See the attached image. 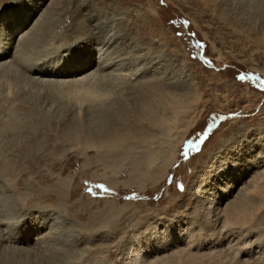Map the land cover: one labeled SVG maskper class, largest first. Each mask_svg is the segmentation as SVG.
Listing matches in <instances>:
<instances>
[{"label":"rangeland","instance_id":"rangeland-1","mask_svg":"<svg viewBox=\"0 0 264 264\" xmlns=\"http://www.w3.org/2000/svg\"><path fill=\"white\" fill-rule=\"evenodd\" d=\"M240 6L238 0H0V33L20 43L23 64L0 75L1 215L16 231L57 217L39 229L52 233L47 248L16 251L13 258L3 245L0 264H124L160 230L189 228L205 238L214 213L222 228L231 207L240 252L188 248L181 239L156 246L142 263L264 260V0ZM8 10L30 16L10 29ZM104 25L112 36L105 55L116 69L107 67L93 82L103 96L84 92L80 101L64 92L76 77L24 71L78 57L99 44ZM145 91L163 115L172 109L161 99L184 101L172 122L174 155L163 143L155 163L134 173L132 163L88 141L127 130L149 137L132 155L157 149L163 130L147 117L136 120L139 108H150ZM244 163L241 178L235 173ZM254 185L237 207L240 193Z\"/></svg>","mask_w":264,"mask_h":264},{"label":"bare ground","instance_id":"bare-ground-1","mask_svg":"<svg viewBox=\"0 0 264 264\" xmlns=\"http://www.w3.org/2000/svg\"><path fill=\"white\" fill-rule=\"evenodd\" d=\"M242 1L243 0H238L239 6H240V3ZM218 5H220V4H218ZM217 7L218 6H216V8ZM34 8H36V7H34ZM239 8L243 9V5L241 4V6ZM27 13L28 12H25V11L20 13L21 14L19 16L20 18H17V15H19V13H17V14L12 13L11 11L8 12V15L6 13L5 16H7L10 20V22L7 24L8 27L10 29L15 28V27L18 28L19 24L25 22L28 19V17L30 16ZM225 21H226V19H225ZM104 26L102 27V32L100 30H99L100 32L98 31L100 33V35L103 34L101 36V39L98 40L99 44H97L96 46H92V48L94 47L96 49V51L98 53L97 55H99L98 57H96L97 55L95 56V54L92 53L93 50H92L91 46H89V47L87 46L86 50L85 49L83 50L81 48L84 51V53H82L81 55L79 54L78 57L74 55L69 60L65 58L62 61V63L59 65H56V66H52V65L48 66L46 64L39 65V66L35 65V66L25 67L24 71L28 72L29 74L32 72L35 74L39 73L43 76H54V75L63 76L64 75L67 78L70 76H73V78L76 77L75 79H73V82L74 81L75 82L70 84L69 88H67V89L65 88L64 92H67L68 95H70L71 97H74L75 99L80 100V101L83 100V97H81L80 94L84 93V92L87 95L103 96V94H101L100 92H98V90H96L97 88L95 89V84L93 85V82L94 83L97 82L96 81V80H98L97 77H99V76L103 77L105 74L108 73V70H105L107 67L109 69L112 67L114 68L116 66V62L111 61V60H114V58L111 57L110 55H109V57H107L105 55L106 52L109 53L108 46L111 45V43H112V41H111L112 36H108L105 33L107 27H106V25H104ZM32 29H34V28H32ZM12 33H14V32H12ZM30 33H31V31H30ZM12 35L13 34H10L8 31H4V32L1 31V33H0V75H3V73H7V71L9 72V70L13 69L14 66L23 65L22 60H21L22 58L19 55V50H18V46L20 45V43H19V45L14 44L11 40ZM31 36L32 35H30V37ZM23 40H25V39H22V41ZM8 54H10V57H9L10 59L9 58L6 59L8 57L6 55H8ZM157 66H158L157 64L152 65V67L154 68V70L152 72H154V73L156 72ZM117 68H118V70H120V69L124 70L123 68H120L118 66H117ZM115 69H116V67H115ZM138 69H135V71H134V68H133V70H131V71H134V72L133 73L131 72V73L134 75L137 74ZM124 72H125L123 74L124 76L125 75H131L130 73H128L130 71H124ZM141 73L142 72H138L139 75ZM100 78L101 77H99V80H101ZM85 80H87V81H85ZM90 80H92V81L90 82ZM59 84L61 85L62 83L60 82ZM153 86H157V84L153 83ZM81 90H83V92H81ZM145 93H146L144 95L145 97L142 96L141 98H145V103H146V105H150V108L143 106V107H141V109L139 108L140 111L137 109L139 111L140 116L136 120H137V122L140 123L141 121H143L147 117L146 119L149 120L150 123H152L153 125H155L157 127H160L163 130L162 134H164L165 139L161 137L162 140H159L160 145L157 149H154L153 152L152 151L144 152L142 155H138V154L136 156L132 155L133 150L137 146L136 144L139 142L140 143L145 142L146 139L149 137H148V135L143 134V133L134 134L132 131H127V130H125L124 133H119L117 131L112 132V134L108 135L107 137L100 138L99 142L97 140L88 141L89 145H91L93 143V144L99 146L100 148H103V149L107 148L108 153L110 151H112L113 152L112 157L122 158L123 161H126V162L128 161V162L132 163L134 173L141 170L140 166L142 165V163H145L144 165L155 163L160 152L162 151L160 149V146L163 143L169 144V146L167 145L168 147L163 148L164 152L166 150V152H169L170 155L173 154L174 146L172 144L173 143V141H172V129L174 128V125L172 124V122H174L176 120L178 112L180 111L179 110L180 105L184 101V100L183 101L179 100L178 98H176L174 96L161 99V103L165 107V109L170 108V107H171L170 109H172V113L169 116H167V115H163L162 113L157 112V110H156L157 106L155 103V98L150 96V92L145 91ZM152 99H154V100H152ZM150 100H152V101H150ZM126 112H129V111L126 110ZM143 114H144V116H143ZM20 126H21V124H20ZM21 130H22V128H21ZM24 131H27V130H24ZM26 134H27V132H26ZM152 137L155 138V135H153ZM253 161H254L253 162L254 164H258L261 162V161H257V160H253ZM244 166H247V163L246 164L244 163L240 167L241 168L240 171L235 170L237 173L234 172L235 174H238L240 172L241 178L244 175V173L246 172ZM115 169H116V167H115ZM221 171H223V173L226 172L224 170V168ZM135 176L137 177V179L139 178L137 174ZM141 176H142V174H141ZM255 189H256L255 185L253 187L245 188L244 189L245 191L240 193V195L245 194V196H243L241 201L239 199V203H238L239 206H237V207H239V208L243 207V205L246 203V202L244 203L245 199L248 200L247 196H248L249 192H251L253 190L255 191ZM239 198H240V196H239ZM235 209H236V207H233V208L231 207L230 210H227L228 213H227V216L225 217L224 225L222 226V228L216 227V225L220 221V217H219L220 215H219V213L215 212L216 215L214 213V216H216V218H214V220L212 221V224H211L213 227V229H211L212 233L209 234L208 236L206 235L205 238L201 237L203 235L200 232H199V234L193 233L192 231H189V228L182 229V227H180V226H179L180 229H178L179 231L178 230L177 231H171L168 228L165 230H160V231H158L159 236H157L155 238V240L151 244L148 245L147 249L141 248L137 253L128 254L129 257L124 264H143L142 262L145 261L144 260L145 257H148L150 254H153V252H155L156 246L160 248V247H163L166 245H168V246L173 245L177 241H180L181 239H184L185 244L188 246V248H190L191 246L192 247L193 246L202 247L203 245H208V247L213 251L218 250L220 248L219 251L221 250V253H224V254H226L228 251H234V252L238 253V252H240V250H238L239 246H240V249H242V246L244 244H243V241L241 242V239L239 237L238 232L236 233V231L232 230L231 226H230L235 221L234 220L235 218L231 217L232 214L234 213ZM1 212H4V211L0 210V249L3 248V245H6L7 247H9L8 251L3 250V252L5 254L11 255V254H14L16 251H22V250L25 251V253L30 252L32 250H34L36 252L38 249L41 250L42 248H47L49 246L48 245L46 247V244L48 243L49 239H51L50 238V235L52 234L51 231L45 232V230H46L45 229L44 231L42 230L43 232L40 230L41 231L40 232L39 229L41 227H46L47 225L50 224V222L54 224L56 222V219H57L56 216L55 217L52 216L48 220L42 217L41 218L42 220L39 221L38 223L31 222L30 225L25 226V228L22 229L23 231H16V229L10 228V226L12 227L13 223H7V221H5L6 219L4 220L3 215H1ZM235 212H236V210H235ZM233 217H236V216H233ZM228 224H229V226H228ZM51 226H52V224H51ZM34 231H35V234L37 232V235L35 237L32 235V232H34ZM188 234H189V237H188ZM196 236L199 238H197ZM234 236H236L237 240L240 239V243H238L239 241H236ZM186 237H188V238H186ZM200 238L204 239V241L201 240ZM196 239H199V242H201V243L198 242L196 244L195 243ZM31 244H33V245L30 246ZM42 250H44V249H42ZM142 251H144V252H142ZM225 251H227V252L225 253ZM28 254L30 255V253H28ZM11 256H13V255H11ZM53 257H55V256H53ZM13 258H14V256H13ZM0 259H1V254H0ZM151 259L149 261H152ZM260 259L258 257V258H255L252 262H250L248 260H245L244 262L247 264H250V263L251 264H253V263L254 264H264V260H262V259L260 260ZM51 260H53V259H51ZM54 262H56V261L54 260ZM73 264H75V263H73ZM237 264H243V260L238 261Z\"/></svg>","mask_w":264,"mask_h":264}]
</instances>
